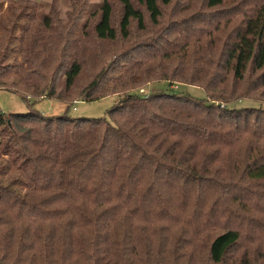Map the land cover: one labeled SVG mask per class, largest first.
<instances>
[{
    "label": "trees",
    "instance_id": "trees-1",
    "mask_svg": "<svg viewBox=\"0 0 264 264\" xmlns=\"http://www.w3.org/2000/svg\"><path fill=\"white\" fill-rule=\"evenodd\" d=\"M36 1L0 0V89L119 100L100 118L0 111V264H264V107L239 106L264 103V0H204L86 85V40ZM118 1L119 31L111 0L85 23L97 40L159 24L174 0ZM147 78L205 97L145 96Z\"/></svg>",
    "mask_w": 264,
    "mask_h": 264
},
{
    "label": "rangeland",
    "instance_id": "rangeland-1",
    "mask_svg": "<svg viewBox=\"0 0 264 264\" xmlns=\"http://www.w3.org/2000/svg\"><path fill=\"white\" fill-rule=\"evenodd\" d=\"M102 0H37L38 8L46 12L54 9L57 11L60 18V24L65 25L66 28L72 29L71 37L78 35H83L86 40L84 47L79 48V53L84 56V73L81 77V84H89L94 75L101 69L104 68L108 74H114V72L125 64V57L128 52L139 45L142 40L150 41L156 34V30L159 26L165 25L163 29L170 24L168 22L181 21L183 19H189L194 14L205 11L204 0H174L173 4L166 7L165 13L161 18L160 25L152 24L149 18H146L147 28L145 30H139L137 23L132 22L131 25V36L129 39L124 40L118 38L117 40H97L92 32V26L85 29V23L90 19L91 13L98 10ZM115 6L113 24L117 27L119 31V18L122 12V4L118 0H111ZM247 4L245 6L249 7L255 2L260 0H246ZM5 3V7L7 6ZM238 5L239 2L228 1L222 8H229L231 6ZM76 13V17L73 14ZM80 15L79 18H77ZM91 24H94L90 20ZM160 36V35H158ZM146 43V42H145ZM160 46V45H159ZM120 58V59H119ZM119 59V60H118ZM118 62V65H117ZM109 77V75H108ZM177 88V90L188 92L192 96L199 98L205 97L204 90L199 86L193 85H182L174 84L169 85L168 81L156 82L153 80H145V82L139 84L135 87V90L143 95L151 94V92L158 90L160 88ZM257 94V93H256ZM254 92L251 95H256ZM145 95V96H146ZM119 96H106L98 100L86 101L77 100L73 104H67L60 101H55L47 98L25 99L20 94L0 89V111L5 114L11 113H25L31 110L37 111L39 114L58 116L67 113L71 118H100L107 117L109 110L118 102ZM213 100V99H211ZM254 101V100H253ZM245 101L239 103V106H262L264 103ZM255 186H263V182L255 184ZM247 228H251L247 226ZM252 230V229H251ZM252 236V233L249 235ZM249 241V240H247ZM245 243V239L242 240L241 244ZM244 252V248H240L237 256L240 257ZM257 255V254H255ZM263 262V260L258 261Z\"/></svg>",
    "mask_w": 264,
    "mask_h": 264
}]
</instances>
